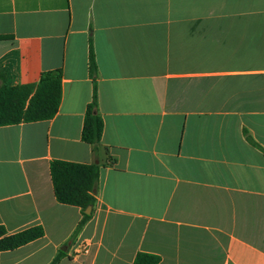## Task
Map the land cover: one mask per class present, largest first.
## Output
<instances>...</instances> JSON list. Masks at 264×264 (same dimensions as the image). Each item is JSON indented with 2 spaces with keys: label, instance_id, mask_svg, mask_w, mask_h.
Listing matches in <instances>:
<instances>
[{
  "label": "crops",
  "instance_id": "crops-1",
  "mask_svg": "<svg viewBox=\"0 0 264 264\" xmlns=\"http://www.w3.org/2000/svg\"><path fill=\"white\" fill-rule=\"evenodd\" d=\"M0 37L8 85L61 70L63 89L53 119L0 127V225L45 231L0 264H264V154L244 133L264 148V0H0ZM53 160L99 165L76 236Z\"/></svg>",
  "mask_w": 264,
  "mask_h": 264
},
{
  "label": "trees",
  "instance_id": "trees-1",
  "mask_svg": "<svg viewBox=\"0 0 264 264\" xmlns=\"http://www.w3.org/2000/svg\"><path fill=\"white\" fill-rule=\"evenodd\" d=\"M5 39V37H0ZM97 66L91 51L90 74L95 76ZM63 97L62 71L47 72L41 76L37 85L10 86L4 75L0 76V127L17 125L53 119L59 111ZM97 96L88 105L82 129V140L94 146L98 151L101 142L104 122L96 111ZM248 142L261 150L264 148L251 135L244 131ZM51 179L55 197L61 204L75 206L81 209L82 219L78 224L76 236L85 224L92 218L95 206L94 193L99 179V165L53 160L50 164ZM91 207L92 211H85ZM45 235L42 226H34L14 234H8L6 228L0 225V251L15 250ZM65 252L60 251L50 264H58ZM158 255L139 252L133 264H159Z\"/></svg>",
  "mask_w": 264,
  "mask_h": 264
},
{
  "label": "water",
  "instance_id": "water-1",
  "mask_svg": "<svg viewBox=\"0 0 264 264\" xmlns=\"http://www.w3.org/2000/svg\"><path fill=\"white\" fill-rule=\"evenodd\" d=\"M91 207L87 208V210L85 211L87 214H90L91 213ZM62 250H65V248H63Z\"/></svg>",
  "mask_w": 264,
  "mask_h": 264
},
{
  "label": "built area",
  "instance_id": "built-area-1",
  "mask_svg": "<svg viewBox=\"0 0 264 264\" xmlns=\"http://www.w3.org/2000/svg\"><path fill=\"white\" fill-rule=\"evenodd\" d=\"M87 251V248L86 247H83L82 248V252H86Z\"/></svg>",
  "mask_w": 264,
  "mask_h": 264
}]
</instances>
